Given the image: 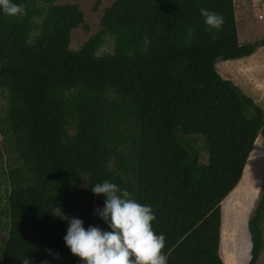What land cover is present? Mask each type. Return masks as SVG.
I'll use <instances>...</instances> for the list:
<instances>
[{"label":"trees","instance_id":"trees-1","mask_svg":"<svg viewBox=\"0 0 264 264\" xmlns=\"http://www.w3.org/2000/svg\"><path fill=\"white\" fill-rule=\"evenodd\" d=\"M61 1L13 0L22 13L0 12V129L15 161L0 264H81L60 215L108 229L90 187L105 179L151 205L167 264H226L221 204L264 111L218 66L252 56L264 37L240 42L234 0H114L101 30L73 49V30L90 26L78 3ZM200 8L222 15L221 27L208 30ZM106 35L114 49L99 53ZM263 217L264 192L247 225L248 264L263 252Z\"/></svg>","mask_w":264,"mask_h":264},{"label":"rangeland","instance_id":"rangeland-1","mask_svg":"<svg viewBox=\"0 0 264 264\" xmlns=\"http://www.w3.org/2000/svg\"><path fill=\"white\" fill-rule=\"evenodd\" d=\"M235 13L241 43H251L264 37V0H234ZM114 0H63L61 3H78L85 13V23L90 26L87 30L80 26L73 30L71 47L80 48L84 41L98 33L105 9ZM260 15H263L261 18ZM114 49V38L105 36V42L99 53L110 52ZM220 73L234 80L239 87L254 98L264 111V47L259 48L252 56L230 62H222L218 66ZM7 97L0 88V121L6 117ZM3 128L6 122L1 123ZM4 134L0 129V209L6 202L4 187L9 182L11 166L15 165L14 156L7 151ZM264 192V132L257 138L245 166L244 173L237 186L230 192L221 204L223 255L226 264H248L250 258L251 235L248 221L254 215L258 202ZM0 215V253L6 243L8 232L3 229ZM264 232V217L262 221ZM257 264H264V248Z\"/></svg>","mask_w":264,"mask_h":264},{"label":"clouds","instance_id":"clouds-1","mask_svg":"<svg viewBox=\"0 0 264 264\" xmlns=\"http://www.w3.org/2000/svg\"><path fill=\"white\" fill-rule=\"evenodd\" d=\"M199 11L208 30L223 24V16L217 12L207 8ZM0 12L12 16L22 13L23 8L13 0H0ZM90 187L94 194H103V206L95 208L94 214L107 223L108 229L94 224L85 227L82 218L60 215L67 221L65 246L80 258L81 264H167L161 251L165 237L152 227L155 213L151 205L131 198L127 189L108 179ZM23 264H29V260H23Z\"/></svg>","mask_w":264,"mask_h":264},{"label":"built area","instance_id":"built-area-1","mask_svg":"<svg viewBox=\"0 0 264 264\" xmlns=\"http://www.w3.org/2000/svg\"><path fill=\"white\" fill-rule=\"evenodd\" d=\"M260 17L262 18V17H263V15H260Z\"/></svg>","mask_w":264,"mask_h":264}]
</instances>
